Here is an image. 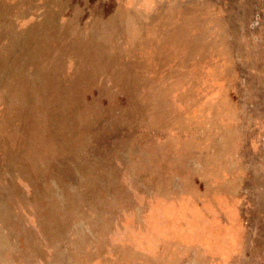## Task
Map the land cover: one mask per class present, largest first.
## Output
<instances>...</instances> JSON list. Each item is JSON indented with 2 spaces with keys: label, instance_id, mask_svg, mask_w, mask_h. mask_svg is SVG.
Returning <instances> with one entry per match:
<instances>
[{
  "label": "rangeland",
  "instance_id": "rangeland-1",
  "mask_svg": "<svg viewBox=\"0 0 264 264\" xmlns=\"http://www.w3.org/2000/svg\"><path fill=\"white\" fill-rule=\"evenodd\" d=\"M0 264H264V0H0Z\"/></svg>",
  "mask_w": 264,
  "mask_h": 264
}]
</instances>
